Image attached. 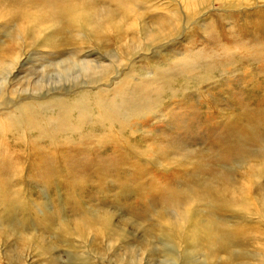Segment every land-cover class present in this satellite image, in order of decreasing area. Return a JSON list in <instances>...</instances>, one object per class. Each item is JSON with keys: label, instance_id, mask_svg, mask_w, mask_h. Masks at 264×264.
Returning a JSON list of instances; mask_svg holds the SVG:
<instances>
[{"label": "rangeland", "instance_id": "rangeland-1", "mask_svg": "<svg viewBox=\"0 0 264 264\" xmlns=\"http://www.w3.org/2000/svg\"><path fill=\"white\" fill-rule=\"evenodd\" d=\"M0 264H264V0H0Z\"/></svg>", "mask_w": 264, "mask_h": 264}, {"label": "bare ground", "instance_id": "bare-ground-1", "mask_svg": "<svg viewBox=\"0 0 264 264\" xmlns=\"http://www.w3.org/2000/svg\"><path fill=\"white\" fill-rule=\"evenodd\" d=\"M178 2H180V0H178ZM189 5L192 6L193 4H191V3L189 2Z\"/></svg>", "mask_w": 264, "mask_h": 264}]
</instances>
